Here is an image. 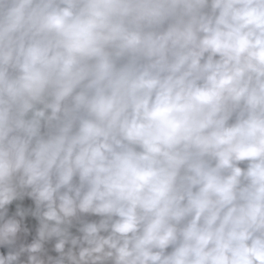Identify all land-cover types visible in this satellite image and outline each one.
I'll return each mask as SVG.
<instances>
[{
  "label": "clouds",
  "instance_id": "obj_1",
  "mask_svg": "<svg viewBox=\"0 0 264 264\" xmlns=\"http://www.w3.org/2000/svg\"><path fill=\"white\" fill-rule=\"evenodd\" d=\"M0 264H264V0H0Z\"/></svg>",
  "mask_w": 264,
  "mask_h": 264
}]
</instances>
